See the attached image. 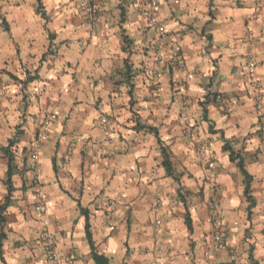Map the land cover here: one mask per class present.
<instances>
[{
	"label": "crops",
	"instance_id": "0c3cea01",
	"mask_svg": "<svg viewBox=\"0 0 264 264\" xmlns=\"http://www.w3.org/2000/svg\"><path fill=\"white\" fill-rule=\"evenodd\" d=\"M92 1L99 22L109 0ZM146 2L120 0V35L102 39L81 0H0V206L8 196L4 147L14 141L0 264H50L42 230L74 264H96L82 208L112 264H236L242 241L241 264L264 259V15H249L246 0H158L159 21L184 58L176 68L158 60L157 31L137 26L147 22ZM52 113L37 187L30 150ZM161 121L171 123L173 175L149 143L148 127L159 136ZM226 142L252 175L251 201ZM38 194L44 213L35 209ZM216 199L228 225L220 252L212 248Z\"/></svg>",
	"mask_w": 264,
	"mask_h": 264
},
{
	"label": "built area",
	"instance_id": "2783aa9c",
	"mask_svg": "<svg viewBox=\"0 0 264 264\" xmlns=\"http://www.w3.org/2000/svg\"><path fill=\"white\" fill-rule=\"evenodd\" d=\"M238 1V0H236ZM158 0H147L146 9H145V18L147 20L149 27L156 29L159 43L161 46V50L158 52V60L166 66L180 68L184 66V58L182 55L181 47L178 44L176 34L170 30H168L164 24L160 23L158 18ZM81 9L83 14L87 17L89 23L92 27L95 26L99 14L100 9L92 0H87V3H83L81 0ZM86 10H92L87 12ZM163 29V33L160 34L159 30ZM217 102L221 104H228L226 98L223 94L217 93L216 95ZM262 98H260V102ZM57 118L56 113H52L50 117L46 118L43 121L42 127L38 130L36 137L32 143V147L30 150V158L33 160L31 169L33 170V184L37 187L41 185L40 173L38 168L37 159L40 155V149L42 147L43 141L46 138L47 127L50 122ZM264 130V129H263ZM38 203L35 206L36 211L40 213H44L46 211L45 201L43 195L38 194ZM114 210L113 203H110L108 214L111 215ZM213 215L211 217L212 223V248L215 251L216 248H220L221 251H224L228 248V225L223 220L219 201L213 200L212 203ZM160 223V221H158ZM219 237V239H217ZM40 238L43 240L45 244V251L47 255V260L50 264H74L75 257L70 254H63L58 251L55 247V243L52 235L46 231L42 230L40 233Z\"/></svg>",
	"mask_w": 264,
	"mask_h": 264
},
{
	"label": "clouds",
	"instance_id": "9594fccd",
	"mask_svg": "<svg viewBox=\"0 0 264 264\" xmlns=\"http://www.w3.org/2000/svg\"><path fill=\"white\" fill-rule=\"evenodd\" d=\"M83 3L86 4L87 0H83ZM118 3H120V0H109V2L106 5L103 6L106 10L103 11L102 20L97 22L95 24V26L92 27V31L94 33H96V34H101L102 33L103 34L102 37H101L102 39L104 37H110L111 33L113 31H115L117 36L120 35V31L117 28L118 19H117V16L115 14V12H116L115 5L118 4ZM246 3L248 4V7H249V13H248L249 15H251L253 12L255 13L256 16L264 15V0H246ZM86 11L90 12L92 10H86ZM181 18H183V17L178 12L176 19L179 20ZM254 18H255V16H253V19ZM144 25H147L146 21L141 22V24H138L137 26H144ZM109 26H111V28H109ZM147 26H150V25H147ZM155 31L156 30L154 29V32ZM163 31H164L163 29H160L159 30L160 34H162ZM196 35H197L196 33H193L194 37ZM78 76H79V74H78ZM187 118L188 117L186 116V119ZM158 127L161 129L160 135L157 136L155 133H152L149 136V143L152 145V150L154 152L161 153V155H159L157 157V163L162 166L163 162L167 159L168 154H169L170 140H169V137H168L167 133L171 130V123L170 122L161 121L158 124ZM156 140H160L161 142L160 143H155ZM93 150H95V149H93ZM181 171H182V169L181 170H177L174 173V175L177 177V179H180ZM184 183H185V181L181 179L180 183L178 185L179 190H183L184 189ZM229 207H231V206H229ZM241 212H242V209H237L236 212L234 213V215H239ZM217 239H219V237H217ZM248 243H255V241H249ZM240 249H241V251H240L239 255L236 256V257H232V258L236 259V264H241V262L244 260L243 253H244V251L246 249H244V242L243 241L240 244ZM215 251L220 252L221 249L220 248H216ZM230 251H233V250H230ZM224 258L225 259L229 258L228 253H224ZM198 264H202V262L198 261ZM212 264H217V261L213 260ZM249 264H256V261L255 260H250ZM261 264H264V259H262Z\"/></svg>",
	"mask_w": 264,
	"mask_h": 264
},
{
	"label": "trees",
	"instance_id": "16d2710c",
	"mask_svg": "<svg viewBox=\"0 0 264 264\" xmlns=\"http://www.w3.org/2000/svg\"><path fill=\"white\" fill-rule=\"evenodd\" d=\"M38 1L40 2V0H38ZM126 61H128V60L126 59ZM202 104H204V102ZM148 129L155 131L156 135L158 136L157 129H155L154 127H151V126H149ZM160 142L161 141L158 140V143H160ZM13 143H14V141L11 140L9 145L7 147H4V150L8 154V157H9V168H8V172H7L8 196L6 197L5 202L0 206V214H2V212L5 211L7 209V207L10 205L11 196H12V192H13V184H12V176L14 175V168L12 165V161H13L12 146H13ZM224 150L230 152V159L232 161L238 160V166L240 167L241 171L243 172V174L245 176V182H246L245 194H246L248 200L251 201L250 190H251L252 175L249 173L248 169L246 168V165H245L243 159L240 158L239 155L236 154L232 150V148L228 144V142L225 143ZM164 165L166 166L168 173L170 175H173V167H172V161L170 159V154H168L167 159L164 161ZM81 210L84 213V215L86 216L85 230H86V236H87L89 244L91 246L92 258L94 259L96 264H112L110 262V259L107 256L100 253L96 249V245H95L94 238H93L92 225L90 223L89 212L84 208H82ZM186 222H187L189 228L192 229L191 213H190L187 206H186ZM3 238H4V236L2 235V237L0 238V254H1V247H2Z\"/></svg>",
	"mask_w": 264,
	"mask_h": 264
},
{
	"label": "rangeland",
	"instance_id": "374dc122",
	"mask_svg": "<svg viewBox=\"0 0 264 264\" xmlns=\"http://www.w3.org/2000/svg\"><path fill=\"white\" fill-rule=\"evenodd\" d=\"M181 193V196L185 199L186 196H188L187 192H180ZM185 201L187 202L188 200L185 199ZM38 203V202H37ZM213 203V202H212ZM46 258H47V255H46Z\"/></svg>",
	"mask_w": 264,
	"mask_h": 264
}]
</instances>
